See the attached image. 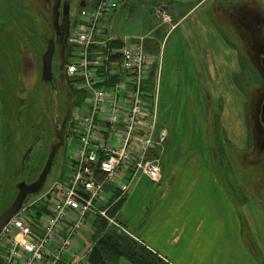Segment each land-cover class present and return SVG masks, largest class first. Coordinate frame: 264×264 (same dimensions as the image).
I'll return each mask as SVG.
<instances>
[{
  "label": "crops",
  "instance_id": "crops-1",
  "mask_svg": "<svg viewBox=\"0 0 264 264\" xmlns=\"http://www.w3.org/2000/svg\"><path fill=\"white\" fill-rule=\"evenodd\" d=\"M139 1L140 5L148 4ZM170 1L158 0V12L167 16L158 17L162 23L148 28L150 22L142 14L143 7L140 12L133 10L134 0H124L118 11L102 19L89 56L97 64L110 57L113 64L117 61L113 55L121 48L141 42L151 56L147 85L155 97L157 123L172 131L177 123H183V118L188 124L192 117L201 133L211 126L205 117L219 115L226 140L244 151L245 94L238 84L243 83L247 68L251 69L246 71L252 83H264V0ZM87 4L92 7L95 1ZM137 12L141 16L135 15ZM128 21L134 25L127 28ZM75 57L76 53L72 62ZM120 74L118 70L116 77L105 84L116 82ZM79 86V82L73 85L76 90ZM74 110L81 117L86 105L81 103ZM105 127L102 123L103 131ZM251 131L257 136L255 132L261 130L254 125L250 136ZM203 142L206 154L199 158H179L184 151L173 149V142H169L168 150L167 146L153 150L152 158H165L164 163L159 162V179L151 181L138 174L117 212V221L134 240L168 264H264V239H254L252 233L245 237L239 203L228 192V185L239 186L243 175L236 172V166L229 173L222 152L217 159L215 141ZM74 145L75 140L69 148L70 160ZM66 159L68 167L67 153ZM171 169L175 172L173 178ZM149 207L143 223L144 211ZM39 213L45 215L46 210L39 208ZM96 219L89 216L63 260L50 256V262L89 264L96 243ZM123 260L119 264H130Z\"/></svg>",
  "mask_w": 264,
  "mask_h": 264
},
{
  "label": "rangeland",
  "instance_id": "rangeland-1",
  "mask_svg": "<svg viewBox=\"0 0 264 264\" xmlns=\"http://www.w3.org/2000/svg\"><path fill=\"white\" fill-rule=\"evenodd\" d=\"M94 1L0 0V216L18 195L23 197L20 208L29 207L46 193L54 181H60L68 172L66 143L71 134L69 119L73 109L67 115L70 107L63 93L68 84L63 75L67 62H70L74 56L69 46V33L74 20H78L81 7L84 5L85 8H89L91 4L87 3ZM146 1L148 4L144 6L140 5L139 0H134L133 10L140 12V7H143L142 14L145 20L150 22L148 28L161 24L158 17L163 19L167 14L163 11L158 12L160 11L156 7L159 4L158 0ZM139 12L135 14L138 17L141 16ZM128 23L130 21L126 25ZM132 25L134 22H131L127 28ZM49 45L54 46L51 73L47 80H43L42 59ZM148 49L150 51V48ZM245 70L250 72L251 69ZM248 75L243 73L241 84L245 94L247 129V142L243 152L250 153L254 151L253 141L258 140L254 134L250 136V130L254 125L259 126V122L255 119L264 100V84L253 82L251 86L254 90L249 89L247 92L249 83L245 77ZM69 88L72 91L70 96L73 103L78 104L80 99L78 100L73 92V89L76 91L75 87L69 85ZM205 119L207 120V117ZM210 119L212 122L205 120L206 124L211 125L208 131L200 133L192 117L188 119L190 125L183 118V123H177L173 128L171 127L172 131H168V140L162 147L167 146L168 150L171 144L169 142H173V149L184 151L179 158L193 156L199 158L200 155L206 154V143L203 141L207 139L209 144H212L213 137L215 139L213 149L220 152L222 134L224 135L219 126L220 116L213 115ZM161 128L164 126L157 123L156 133ZM261 128L259 127V130ZM152 154L154 156V153ZM263 154V149L257 148L254 158ZM159 162L164 163L165 158L160 159ZM165 164L161 166L164 167ZM241 166L242 170H236L243 175L240 185L234 186L230 183L228 190L233 199L239 203L238 211L244 225V235L252 233L254 239H264V175L261 174L264 163L262 161V163L244 165L243 162ZM228 171L234 172L229 168ZM170 172L173 178L175 172L173 169ZM240 186L242 187L239 189ZM42 204L44 205L43 202ZM149 213L150 207L144 211L143 223ZM105 224L120 235L132 239L136 249L144 247L134 240L132 235L119 231L113 224L108 222ZM124 226L131 231L126 224ZM119 260H110L109 263L119 264Z\"/></svg>",
  "mask_w": 264,
  "mask_h": 264
},
{
  "label": "built area",
  "instance_id": "built-area-1",
  "mask_svg": "<svg viewBox=\"0 0 264 264\" xmlns=\"http://www.w3.org/2000/svg\"><path fill=\"white\" fill-rule=\"evenodd\" d=\"M118 8L117 0H98L81 11L82 24L70 35L79 54L66 67V75L78 79L88 94L86 115L81 119L74 115L78 136L71 154L72 171L43 197L47 205L44 217L34 220L21 210L1 229L3 264H40L49 256L55 260L64 257L90 214L113 223L107 216L110 207H99L108 191L119 192V200L137 174L151 181L160 177L159 164L148 154L165 142L167 131L156 133L155 113L145 115L150 103L145 90L149 55L140 44H133L124 47L120 61L113 64L107 57L99 64L89 58L99 21ZM118 70V80L105 84ZM102 123L106 134L101 131Z\"/></svg>",
  "mask_w": 264,
  "mask_h": 264
},
{
  "label": "trees",
  "instance_id": "trees-1",
  "mask_svg": "<svg viewBox=\"0 0 264 264\" xmlns=\"http://www.w3.org/2000/svg\"><path fill=\"white\" fill-rule=\"evenodd\" d=\"M111 44L113 45V43ZM119 47H121L120 44H119ZM114 56L118 58L117 55H113V57ZM244 73L249 74L246 70ZM249 75L245 77V80L248 81L247 83H249V86L247 87V92H249L248 91L249 89L250 91L254 90L253 87L251 86L253 83L251 82V78ZM64 79L66 80V83L68 84L66 85V88L63 93L64 99L66 100L68 107H70L68 108L69 109V111L67 112V115H68L69 112L72 110V107H74L77 103L74 104L73 99L70 96L71 95L70 93L72 91L69 88V85L71 86L74 81L68 80L65 76H64ZM238 86L243 89V85L241 83H239ZM73 92L77 95L78 100L79 99L81 100V98L83 97L82 93H78L77 91H74V89H73ZM247 96L249 95L247 94ZM80 100L78 104L81 102ZM251 106L252 105L250 103V107ZM210 117H212V115L207 116V122H212ZM212 140L215 141L213 137H212ZM221 143H222L221 144L222 150L220 152L214 151L215 156L217 157V159H219V155H221V152H222V157L227 159L228 168L231 171H233L235 166L237 167L238 171L242 170L241 164L243 165V162H244V165L249 164V163H253V164L262 163V161L264 163V154L262 156L260 155V157L256 156L258 158H254L255 156L254 153H256V148L254 145H253L254 147L253 152L248 153V152L239 151L236 148H234L226 140L223 134H222ZM261 174L264 175V168ZM116 198H117V195H115L114 198L111 200L110 202L111 207L107 211L110 217L116 216L118 210L120 209L123 203V200L121 199L117 200ZM104 221L105 220L101 217H98L96 219V222H95V230H96L95 241L96 243L94 247L92 248V251L89 255V258H88L89 264H110L109 263L110 260H119V259H124L130 264H168L166 261L161 259L156 254L152 253L145 247L136 249L135 248L136 244L132 239H130L129 237L120 235L117 231H115V229L108 228L105 224L106 221L105 222ZM243 229H244V225H243ZM245 237L249 238L248 233H245ZM59 264H62V263H59Z\"/></svg>",
  "mask_w": 264,
  "mask_h": 264
},
{
  "label": "water",
  "instance_id": "water-1",
  "mask_svg": "<svg viewBox=\"0 0 264 264\" xmlns=\"http://www.w3.org/2000/svg\"><path fill=\"white\" fill-rule=\"evenodd\" d=\"M53 52H54L53 45H49L45 55L43 56V59H42L43 60V67H42L43 80H47L50 77ZM260 121L264 125V101L261 106ZM22 200H23L22 195H18L13 201V203L10 205V207L6 211H4V213L0 216V230L7 223V221L13 215L16 214V212L21 206Z\"/></svg>",
  "mask_w": 264,
  "mask_h": 264
},
{
  "label": "flooded vegetation",
  "instance_id": "flooded-vegetation-1",
  "mask_svg": "<svg viewBox=\"0 0 264 264\" xmlns=\"http://www.w3.org/2000/svg\"><path fill=\"white\" fill-rule=\"evenodd\" d=\"M258 140L256 141V146L258 147L259 150L263 149L264 150V129L259 135L257 136Z\"/></svg>",
  "mask_w": 264,
  "mask_h": 264
}]
</instances>
